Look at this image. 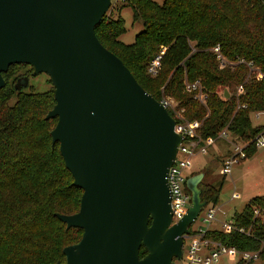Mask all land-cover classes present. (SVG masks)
Masks as SVG:
<instances>
[{"label":"trees","instance_id":"trees-1","mask_svg":"<svg viewBox=\"0 0 264 264\" xmlns=\"http://www.w3.org/2000/svg\"><path fill=\"white\" fill-rule=\"evenodd\" d=\"M125 7L143 22L129 44L120 39L127 30L121 16ZM95 31L147 92L159 101L177 102L168 107L177 122L182 119L178 115L199 121L202 139L217 141L226 130L233 143H249L247 156L258 149L253 139L264 131V123L255 125L252 115L264 111V75L258 78L248 62L264 74V0H124L112 5ZM218 44L232 64L220 66L212 51ZM162 51L158 73L152 75L150 63ZM26 66L12 65L0 88V264H56L65 262L63 249L83 234L78 227L67 229L57 214L78 212L83 190L73 184L59 142L52 144L58 117L46 115L56 104L54 91L17 90L10 83L13 71ZM196 81L207 96L204 101L186 88ZM240 85L244 93H238ZM224 87L229 91L223 96ZM204 170L202 200L216 205L223 181L208 182L212 173ZM253 205L264 207V196L231 218L238 227L251 228L252 236L219 229L208 236L240 251L262 249L264 262V225ZM146 254L142 246L140 256Z\"/></svg>","mask_w":264,"mask_h":264},{"label":"water","instance_id":"water-1","mask_svg":"<svg viewBox=\"0 0 264 264\" xmlns=\"http://www.w3.org/2000/svg\"><path fill=\"white\" fill-rule=\"evenodd\" d=\"M112 0H0V88L14 64L46 73L58 117L52 144L83 190L80 209L57 214L81 239L56 264H171L202 209L204 173L189 176L191 203L172 224L169 169L182 135L166 105L147 92L95 28ZM29 77L17 80L26 87ZM144 246L147 254L140 256Z\"/></svg>","mask_w":264,"mask_h":264},{"label":"built area","instance_id":"built-area-1","mask_svg":"<svg viewBox=\"0 0 264 264\" xmlns=\"http://www.w3.org/2000/svg\"><path fill=\"white\" fill-rule=\"evenodd\" d=\"M120 1L124 0H112V3L114 4ZM212 51L221 67L233 63L223 54L220 44L213 47ZM163 52L164 51L150 63L149 72L152 75L158 73ZM240 62L245 63L246 60L242 58ZM248 65L252 69L256 68L252 61L248 62ZM257 77L262 78L263 74L258 73ZM186 88L188 91H195V98L201 101H204L207 97L202 91L200 81L187 83ZM237 91L238 93H244L243 85H240ZM161 102L166 105L167 108L171 105L168 100H162ZM253 117L258 121H264V111L253 112ZM200 126L201 123L197 120L187 121L181 119V122L176 121L175 131L181 134L183 138L179 145L176 159L168 173V182L171 192L172 224L184 218L191 203V193L186 186V182L189 177L188 171L192 168V158L197 153L207 154L208 148L216 141L214 137L202 139L198 134V128ZM220 137L229 139V134L224 130L220 134ZM253 141L257 148H264V131L258 134ZM248 145L249 143L237 144L232 142L233 152L229 157L223 160L221 174L225 176L229 175L232 172L233 165L247 157L246 149ZM252 210L255 217L259 218L264 225V207L253 205ZM219 213L222 214V218L219 217ZM198 219L201 223L195 228H192L191 225L190 234L184 237L182 258L179 259L174 257L171 264H223V262H221L222 258L226 259L227 264H238L239 262L250 264L260 260L262 249L240 251L235 246H227L208 236L215 222H219L221 230L225 232L238 230L243 234L252 236L253 231L251 228L247 229L243 225L242 227H238L231 221V218L230 220L227 218L226 212L222 211L217 205L207 204L202 209L195 222ZM186 240H188V242H186Z\"/></svg>","mask_w":264,"mask_h":264},{"label":"rangeland","instance_id":"rangeland-1","mask_svg":"<svg viewBox=\"0 0 264 264\" xmlns=\"http://www.w3.org/2000/svg\"><path fill=\"white\" fill-rule=\"evenodd\" d=\"M154 1L162 4L165 0ZM121 16L125 20V26L127 30L120 36V39L124 43H132L134 42L136 35L143 30V22L142 20L135 19L133 10L130 7L123 8V10L121 11ZM254 70V74L257 76L259 70L257 67ZM13 72L14 75L11 76L10 83L13 85L14 88H16L15 84L19 78L29 76L28 86L21 87L17 90L25 88V90L27 91L30 89H33L38 92H44L48 90L54 91V85L52 83V80L50 76L46 73L33 74L34 69L32 67L21 68ZM228 91L229 89L227 87L220 89V93L223 96ZM167 100L172 106L177 105V102L174 99L167 98ZM181 118L183 119V115H178V119ZM252 120L255 125H260L259 123L264 122L263 120L258 121L254 119L253 115ZM214 146L215 145L208 148L207 154L197 153L192 158V168L188 171L189 176L192 172L204 173V177L202 179L204 180L206 173L204 169H209L212 175L208 179V182L222 180L223 187L220 194V204L221 206L225 205L223 206V209L228 210L230 214L234 213L235 210H242L246 205L251 204V202L255 198L264 196V148L256 149L245 159L233 165L232 172L229 175L225 176L220 172L223 164L222 158H224V153L220 152L213 154L212 150ZM235 190H238L242 193V199L232 202L231 196ZM235 204L236 208L233 207ZM221 216L222 214L219 213V217ZM200 223L201 221L198 219L195 223L192 224V228H195ZM186 242H188V240H186ZM221 262H223V264H227L225 258H222ZM250 264H264V262L262 260H257Z\"/></svg>","mask_w":264,"mask_h":264},{"label":"crops","instance_id":"crops-1","mask_svg":"<svg viewBox=\"0 0 264 264\" xmlns=\"http://www.w3.org/2000/svg\"><path fill=\"white\" fill-rule=\"evenodd\" d=\"M261 124V123H260ZM227 141H228V143H227ZM221 142V143H220ZM230 142V143H229ZM213 145H215L214 147H213V150H212V152H213V154L214 153H224V158H222V160H224L225 158H227V157H229L231 154H232V152H233V146H232V141L230 140V139H224V138H220V139H218L217 141H215V143L213 144ZM213 145H211V146H213ZM210 146V147H211ZM209 147V148H210ZM221 172V171H220ZM223 187V186H222ZM222 187H221V190H222ZM220 194H221V192H220ZM242 199V193L240 192V191H238V190H235L233 193H232V196H231V201L232 202H234V201H238V200H241ZM221 202H220V197H219V201H218V204H216L222 211H224V212H226V214H227V218L230 220V218H232L233 216H234V214L235 213H239V212H242V210L246 207H244L242 210H239V211H237V210H235V212L234 213H232V214H230V212L228 211V210H224L223 209V206H225V205H222L221 206V204H220ZM234 208H236V204L233 206ZM230 214V215H229ZM221 218H222V216H221ZM212 229H219V230H221V225H220V223H218V222H215V223H213V225H212Z\"/></svg>","mask_w":264,"mask_h":264},{"label":"flooded vegetation","instance_id":"flooded-vegetation-1","mask_svg":"<svg viewBox=\"0 0 264 264\" xmlns=\"http://www.w3.org/2000/svg\"><path fill=\"white\" fill-rule=\"evenodd\" d=\"M26 67H31L30 65L26 66ZM27 75V74H26ZM29 77V76H28Z\"/></svg>","mask_w":264,"mask_h":264}]
</instances>
